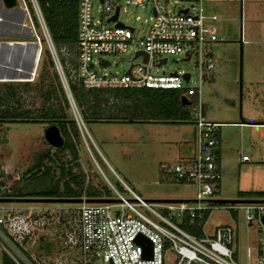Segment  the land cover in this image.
Wrapping results in <instances>:
<instances>
[{
	"label": "rangeland",
	"instance_id": "374dc122",
	"mask_svg": "<svg viewBox=\"0 0 264 264\" xmlns=\"http://www.w3.org/2000/svg\"><path fill=\"white\" fill-rule=\"evenodd\" d=\"M155 1L162 10L169 12L195 5V1L191 4L188 1ZM151 3L148 0L141 4H122L118 20L133 28L134 34L126 52L98 56L105 71L123 73L129 64L141 61V56H132L133 51L141 47L138 38L146 32L145 21L151 14ZM98 4L95 0L91 3V14L95 18L98 16ZM202 5L216 16L215 21H209L215 40L202 45L213 67L208 78L199 85L205 120L219 123L215 131L220 173L216 199L242 198L240 193L248 192L250 198L243 197L253 199L258 192H264V124L248 123L264 122V0H207ZM23 19L27 25L25 15ZM34 28L39 37L40 50L33 45L35 39L31 34L22 40L31 43L30 51L35 50L32 73L25 79L14 78L28 82L24 87L15 85L17 96L25 108L37 106L38 89H44L52 82L49 76L52 70L47 68L43 54L47 46L36 22ZM5 35H0V42L13 41L5 39ZM13 49L2 55L0 64L10 62L9 58L17 48ZM20 57L29 58L25 50ZM183 57L182 53L168 55L164 64L150 67L149 72L167 74L173 70L187 71L190 74L188 84L196 87L194 55L188 60ZM181 98L185 99L184 96ZM65 112L73 119L69 106ZM150 117L153 119L148 122L136 123L84 122L83 135L78 130L75 141L77 169L67 151H56L44 140L42 131L49 124H0V197H16L1 194L11 193L22 185H25L23 191L44 187L58 176L61 166H72L74 174L80 172L84 185L95 187L97 197H114V192L92 162L91 154L104 177L123 197H128V193L116 176L144 199L192 198L195 186L167 180L160 173L159 166L179 161V155H189L190 145L195 139L193 124L188 119L170 122L161 120L159 115ZM241 155H245L247 160H241ZM40 158L41 164L49 167L47 177L38 175L42 168H34ZM36 173L37 177L28 179ZM72 206V203L57 202L0 203L1 211L7 216L5 228H8L9 222L13 224L11 230L0 227V244L16 259L21 254L11 246L10 240L16 242L30 260H41L43 264L70 262L76 256V250L65 235H71L75 228ZM225 223H231L227 212L213 209L202 224V231L208 233L211 227ZM236 226V263L253 262L254 255L248 253V248L253 244L254 225L245 228L237 214ZM167 258L170 262L172 254L168 253Z\"/></svg>",
	"mask_w": 264,
	"mask_h": 264
},
{
	"label": "built area",
	"instance_id": "2783aa9c",
	"mask_svg": "<svg viewBox=\"0 0 264 264\" xmlns=\"http://www.w3.org/2000/svg\"><path fill=\"white\" fill-rule=\"evenodd\" d=\"M74 1L75 43L70 55L65 47L60 48L61 55H69L71 59L65 61L62 67L50 42L36 0H15L27 18L28 32L39 47V37L35 32L30 11L40 28L80 134L83 135V121L71 100L68 80L83 89L166 88L183 90L184 98L195 96V100L187 104L189 121L195 131L190 155L179 156V161L159 166L164 178L175 183L191 184L195 186V192L194 196L189 198L192 201L148 202L116 176L117 181L128 193V197H123L104 177L89 154L102 178L115 194L114 197L108 198L115 201L86 202L84 198L91 197L82 193L79 196L82 200L72 203L75 228L71 235L66 234L65 238L72 243L76 256H72L70 262L65 264H237V214L245 228L254 225L253 244L248 248V253H252L254 259L253 262L245 261L243 264H264V202L213 201L218 198L220 178L215 138L219 123L205 120L199 97V85L203 79L208 78L213 67L210 56L202 50L203 43L215 40L209 21H215L216 16L205 10L202 5V2L207 0H173L188 1L189 4L195 1V5L175 7L172 12L162 10L155 0H151V14L145 21L146 32L138 38L141 44L139 49L147 55L146 61L143 62L141 57L139 63L129 64L128 73L105 71L106 68L101 66L103 62L98 56L127 51L134 29L118 20L119 9L122 4H141L148 0H95L99 3L97 18L91 14L93 0ZM115 9V21L107 20ZM208 12L210 14H207ZM116 22L120 25L115 26ZM176 53H182L187 60L194 55L196 87L188 84L190 74L187 71L173 70L167 74L149 72L150 67L156 68L164 64L168 55ZM163 57L165 62H159ZM185 73L188 74L186 81L183 77ZM240 159L247 158L241 155ZM213 209L226 211L231 223L218 224L211 227L208 233H204L202 224ZM6 217L0 209V227L5 228ZM194 219L199 223L200 236L189 233L181 226L183 222L189 223ZM7 225L8 228L5 229L11 230L13 224L9 222ZM137 235L145 237L150 243L149 255L146 257L143 256L141 245L135 241ZM10 244L16 249L13 241L10 240ZM0 249L12 264H43L41 260L25 258L21 253L16 259L1 244ZM168 253L172 254L170 262Z\"/></svg>",
	"mask_w": 264,
	"mask_h": 264
},
{
	"label": "trees",
	"instance_id": "16d2710c",
	"mask_svg": "<svg viewBox=\"0 0 264 264\" xmlns=\"http://www.w3.org/2000/svg\"><path fill=\"white\" fill-rule=\"evenodd\" d=\"M39 13L48 33L50 42L54 48L58 62L63 67L65 61H71L76 29V5L74 0H36ZM34 24L35 19L30 11ZM65 47L69 53L64 57L60 48ZM46 57V66L51 69L49 76L51 84L44 89L39 88L37 93L38 105L23 107L17 96L15 85L27 86V81H0V124L7 123H44L57 127L62 137V143L56 151H67L71 155L74 168L77 152L75 141L78 139V129L72 118L65 112L68 102L61 87L59 78L54 70L53 62L47 49L43 50ZM68 91L72 102L77 108L81 120L84 122H116L136 123L148 122L153 119L150 116L159 115L161 120L178 122L189 120L188 105L195 100V96H189L188 100L182 99L183 90L166 88H121V89H83L80 85L67 81ZM44 157V156H43ZM42 163L40 158L34 168H42L39 176H49V167ZM72 166L59 167L58 176L42 188L24 190L15 188L11 193L1 194L16 197H70L75 198L83 193L87 197H97V190L93 186L84 185L83 175L80 172L74 174ZM36 174L28 179L37 177ZM50 178V177H49ZM27 179V178H25ZM60 186V187H59ZM250 193H240L239 197ZM253 199H264V192H258ZM184 230L200 236L199 223L196 219L189 223H182ZM18 251L27 259L28 256L21 247L13 242ZM1 264H12V261L2 252Z\"/></svg>",
	"mask_w": 264,
	"mask_h": 264
},
{
	"label": "water",
	"instance_id": "95a60500",
	"mask_svg": "<svg viewBox=\"0 0 264 264\" xmlns=\"http://www.w3.org/2000/svg\"><path fill=\"white\" fill-rule=\"evenodd\" d=\"M2 6L4 9H10L15 7V0H0ZM116 9L114 10V13L111 17H109L107 20L110 21H115L116 18ZM185 11V10H183ZM120 25L119 22L115 23V26ZM29 34L28 37L29 38ZM31 43L27 42V41H17V40H13V41H7V42H0V55L2 56L3 53L5 52L8 53V51L10 49H13L14 47L17 48V50H15L14 53H12V57H16V56H20L22 50H25V52L28 53V47ZM35 45V44H34ZM17 53V54H16ZM137 56H141L142 57V61H146V53L144 51H142L141 49L136 50L133 52V56L132 58H135ZM35 58V52H31L30 53V57L29 59L27 58H23V65L24 68L23 70L21 69H17V68H12V72L9 73L8 75H6V77H1L0 79H14V74L16 73V71L22 72L23 73V79H25L28 75H30V73L32 72V66H33V60ZM184 60H187V57H183ZM159 62L164 63L165 62V58H161L159 60ZM17 69V70H16ZM125 73H128V69L125 70ZM184 77V81L187 80L188 74L185 73L183 74ZM0 81H5V80H0ZM8 81H14V80H8ZM66 96V94H65ZM262 124V123H260ZM264 124V122H263ZM42 135L44 140L52 147H59L62 143V137L59 134V131L57 129V127L53 124H49L46 127H44L43 131H42ZM82 199L80 197H75V198H70V197H0V203L3 202H57V203H77L80 202ZM84 201L86 202H113L115 201V199L113 198H105V197H91V198H84ZM145 201L148 202H178V201H192L190 199H176V198H163V199H145ZM213 201H217V202H231V203H236V202H244V201H249V202H264V199H248V198H236V199H216ZM262 222L264 223V216L262 217ZM135 241L141 245V247L143 248V256L146 257L149 255V249H150V243L149 241L141 236V235H137V237L135 238Z\"/></svg>",
	"mask_w": 264,
	"mask_h": 264
},
{
	"label": "crops",
	"instance_id": "0c3cea01",
	"mask_svg": "<svg viewBox=\"0 0 264 264\" xmlns=\"http://www.w3.org/2000/svg\"><path fill=\"white\" fill-rule=\"evenodd\" d=\"M23 15H24L23 11L20 9V7L18 6V4L16 2H15V7L10 8V9H4L1 2H0V35L6 34L4 36V38L8 39V40H19V41L25 40L28 37L29 32H28V29L26 27V24L24 23L25 21L23 19ZM1 57L2 56H0V58ZM9 59H10V62L0 64V76L1 77H6V75L11 73L12 72L11 70L13 67L17 68V69H21V70H23V68H24L23 58H21L20 56L10 57ZM2 60H3V58H2ZM14 77L17 79L23 78V73L16 71V73L14 74ZM14 81H20V80H14ZM188 98L189 97H186L185 100H188ZM240 122L244 123V121H240ZM248 123L249 124H260V123L263 124V122H248ZM182 143L185 144V142H182ZM191 151H192V145H190L189 155H190ZM246 160H243V161H246ZM108 167H109V165H108ZM218 194H219V191H218ZM219 198H221V197H219ZM2 252L3 251H1V249H0V264H1Z\"/></svg>",
	"mask_w": 264,
	"mask_h": 264
},
{
	"label": "bare ground",
	"instance_id": "6f19581e",
	"mask_svg": "<svg viewBox=\"0 0 264 264\" xmlns=\"http://www.w3.org/2000/svg\"><path fill=\"white\" fill-rule=\"evenodd\" d=\"M30 45H31V44H30ZM33 45H34V44H33ZM29 47H30V46H29ZM29 47H28V53L26 52L27 57H28V56L30 57V53L32 52V50H31V51L29 50V49H30ZM35 48L38 49V50H40V47H39L38 45H35ZM9 51H10V50H9ZM9 51H8V53H9ZM12 51H14V49H12ZM34 52H35V50H34ZM8 53H6V54H8ZM6 54H5V52H4V53H3V56L6 55ZM27 59H29V58H27ZM34 59H35V58H34ZM33 67H34V60H33V66H32V69H33ZM31 73H32V72H31ZM0 80H14V79H0Z\"/></svg>",
	"mask_w": 264,
	"mask_h": 264
},
{
	"label": "clouds",
	"instance_id": "9594fccd",
	"mask_svg": "<svg viewBox=\"0 0 264 264\" xmlns=\"http://www.w3.org/2000/svg\"><path fill=\"white\" fill-rule=\"evenodd\" d=\"M30 34V33H29ZM35 44V43H34ZM36 45V44H35Z\"/></svg>",
	"mask_w": 264,
	"mask_h": 264
}]
</instances>
